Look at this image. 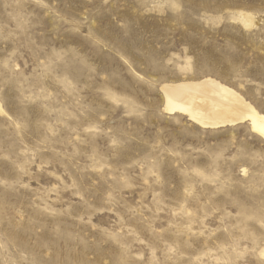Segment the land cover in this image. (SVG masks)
<instances>
[{
    "label": "rangeland",
    "instance_id": "obj_1",
    "mask_svg": "<svg viewBox=\"0 0 264 264\" xmlns=\"http://www.w3.org/2000/svg\"><path fill=\"white\" fill-rule=\"evenodd\" d=\"M206 78L264 113V0H0V264H264V138L165 109Z\"/></svg>",
    "mask_w": 264,
    "mask_h": 264
},
{
    "label": "bare ground",
    "instance_id": "obj_2",
    "mask_svg": "<svg viewBox=\"0 0 264 264\" xmlns=\"http://www.w3.org/2000/svg\"><path fill=\"white\" fill-rule=\"evenodd\" d=\"M182 83L161 86L166 111L184 112L203 128L234 126L246 121L252 132L264 138V113L239 93L212 78Z\"/></svg>",
    "mask_w": 264,
    "mask_h": 264
}]
</instances>
